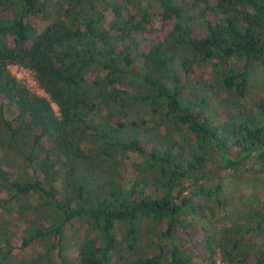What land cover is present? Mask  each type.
<instances>
[{"label":"trees","instance_id":"trees-1","mask_svg":"<svg viewBox=\"0 0 264 264\" xmlns=\"http://www.w3.org/2000/svg\"><path fill=\"white\" fill-rule=\"evenodd\" d=\"M253 65L264 0H0V264H264Z\"/></svg>","mask_w":264,"mask_h":264},{"label":"rangeland","instance_id":"rangeland-1","mask_svg":"<svg viewBox=\"0 0 264 264\" xmlns=\"http://www.w3.org/2000/svg\"><path fill=\"white\" fill-rule=\"evenodd\" d=\"M253 73L251 78L253 80V87L256 95L264 98V71H261L257 65H253ZM11 73L22 81L30 90L43 94L37 88L32 74L19 66L11 65L9 67ZM240 172H229L223 179V188L232 205L237 210L245 209L249 205H259L264 203V171L259 169L258 162L255 155L247 159L244 164L238 168ZM220 216V214H218ZM196 226H205L209 232L216 234L220 222L217 219L212 221H202L201 219H194ZM68 253L73 255L74 249L71 247ZM218 260V259H217ZM193 264H205L200 258H194ZM216 264V262H215Z\"/></svg>","mask_w":264,"mask_h":264},{"label":"built area","instance_id":"built-area-1","mask_svg":"<svg viewBox=\"0 0 264 264\" xmlns=\"http://www.w3.org/2000/svg\"><path fill=\"white\" fill-rule=\"evenodd\" d=\"M216 264H225V263H223V262L217 260V261H216Z\"/></svg>","mask_w":264,"mask_h":264}]
</instances>
